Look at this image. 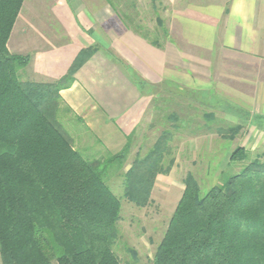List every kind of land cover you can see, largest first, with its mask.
I'll return each mask as SVG.
<instances>
[{
    "label": "trees",
    "instance_id": "obj_1",
    "mask_svg": "<svg viewBox=\"0 0 264 264\" xmlns=\"http://www.w3.org/2000/svg\"><path fill=\"white\" fill-rule=\"evenodd\" d=\"M25 1L0 0L1 264H122L114 252L122 205L108 180L122 171L131 144L88 159L58 123L60 92L92 50L56 83L21 79L30 57L11 54L8 43ZM171 140L163 134L124 175V198L137 207L147 206L157 176L169 173L163 162ZM230 169L204 196L188 176L154 264H264V163L238 147Z\"/></svg>",
    "mask_w": 264,
    "mask_h": 264
},
{
    "label": "crops",
    "instance_id": "obj_2",
    "mask_svg": "<svg viewBox=\"0 0 264 264\" xmlns=\"http://www.w3.org/2000/svg\"><path fill=\"white\" fill-rule=\"evenodd\" d=\"M49 1V12L60 26L31 21L22 26L21 35L17 21L8 49L13 55L30 57L22 70L24 81L39 84L60 81L79 55L92 50L71 85L60 92L74 148L85 158L118 154L137 133L154 132L153 120L166 108L162 104L174 105L178 96L189 105L183 96L191 89L199 94L203 109L215 112L219 105H228L221 108V117L234 115L233 123L244 127L237 148L255 149L249 147L256 130L250 129L253 121L241 118L248 112H253L252 120L264 118V0L188 5L168 19L166 39L160 37L159 25L150 39L129 25L124 17L128 6L139 9V0ZM25 2L22 10L30 6ZM229 62L236 71L223 69ZM214 116L205 114L207 119ZM165 119L177 120L174 114ZM208 133L203 130V137ZM226 166L229 169V162ZM131 167L126 164L127 172Z\"/></svg>",
    "mask_w": 264,
    "mask_h": 264
},
{
    "label": "rangeland",
    "instance_id": "obj_3",
    "mask_svg": "<svg viewBox=\"0 0 264 264\" xmlns=\"http://www.w3.org/2000/svg\"><path fill=\"white\" fill-rule=\"evenodd\" d=\"M26 1H28L30 6L27 7L28 9L21 11L17 20V26H19L17 30L21 35L23 34L22 26H28L31 21L38 26H60L58 22H55L51 12H49L52 5L49 0ZM139 1V9H135V5L132 7L129 4V13H127V16L123 15L129 21V25L135 28L136 31H141L140 33L143 36L150 39L155 38V29L158 27L157 22L161 21L163 26H159L160 37L166 39L167 24L170 22L168 19L170 18L171 20L174 19V16H179L183 7L218 3L228 5L231 0ZM177 40L179 39L177 38ZM235 66L234 63L229 62V64L224 65L225 68L223 69L236 71L234 69ZM243 70V74L246 76L248 71ZM240 72L242 73V71ZM24 76V71H21V79L24 80ZM137 80L140 79L137 77ZM183 97H186L185 103L189 102V105H183V101L178 96L175 97L176 103L174 105L162 104L166 108L159 118L153 120L154 126L151 131L153 129L155 131L143 136L137 133L136 137L133 138L132 147L122 171L120 173L115 170L112 171V175L108 180V186L120 199L122 205L121 220L118 224L119 237L114 245V252L120 258L122 264H154L158 247L183 197L185 180L189 175L193 176L197 181L204 196L220 183L222 170H226L227 174L232 171L227 169L226 163L229 162L230 165L231 156L229 159V152H233L242 143L238 142V139L243 135L244 127L236 126L233 123L235 122L234 115L228 119L221 117L223 113L221 108H226L228 106L226 104L219 105L218 111L214 112L201 108L198 104L200 96L193 89L186 90V95ZM213 113L217 117L214 116L215 118L212 119L205 117V114L213 115ZM173 114L177 120L175 122H167L165 118ZM242 114L243 111L235 115L241 116ZM249 114L251 115L253 112L242 115L241 119L245 118L246 122H254V125L253 122L250 124V129L254 126L256 130H254V139L251 138L252 142L249 147L254 146L255 149L251 152L244 149L250 154L252 159L259 157L264 163V118L254 117L252 120ZM69 120L66 113L62 111L58 121L59 125L68 130ZM150 122L151 120L149 119L147 124H150ZM182 122L186 123L183 131L180 127ZM205 125L209 126L207 128L209 130L207 137H203V130L208 131ZM236 127L241 131L238 134L231 133V130ZM245 130H247V127H245ZM166 132L172 136V140L169 142L170 154L166 155L163 162V168L169 170V173L157 176L147 206L143 208L137 207L124 198V175L128 173L125 166L126 164L132 166L137 159L145 158L156 145L157 140ZM203 138L205 139L204 141ZM241 169L242 165H237L232 172H239Z\"/></svg>",
    "mask_w": 264,
    "mask_h": 264
}]
</instances>
